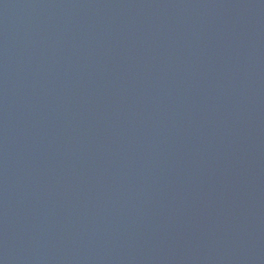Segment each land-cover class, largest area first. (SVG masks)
Returning <instances> with one entry per match:
<instances>
[{"label": "water", "instance_id": "1", "mask_svg": "<svg viewBox=\"0 0 264 264\" xmlns=\"http://www.w3.org/2000/svg\"><path fill=\"white\" fill-rule=\"evenodd\" d=\"M0 264H264V0H0Z\"/></svg>", "mask_w": 264, "mask_h": 264}]
</instances>
